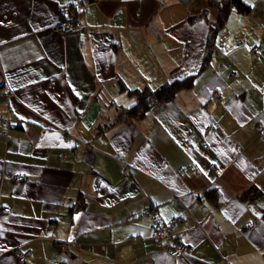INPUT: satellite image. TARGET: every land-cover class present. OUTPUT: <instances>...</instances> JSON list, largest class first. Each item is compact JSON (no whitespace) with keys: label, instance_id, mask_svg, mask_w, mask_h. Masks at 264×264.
Instances as JSON below:
<instances>
[{"label":"crops","instance_id":"crops-1","mask_svg":"<svg viewBox=\"0 0 264 264\" xmlns=\"http://www.w3.org/2000/svg\"><path fill=\"white\" fill-rule=\"evenodd\" d=\"M72 1L0 0V264H264V0L231 9L201 68L207 0H77L60 34ZM190 73L127 113L128 88ZM155 212L188 252L156 246Z\"/></svg>","mask_w":264,"mask_h":264},{"label":"trees","instance_id":"trees-1","mask_svg":"<svg viewBox=\"0 0 264 264\" xmlns=\"http://www.w3.org/2000/svg\"><path fill=\"white\" fill-rule=\"evenodd\" d=\"M207 2L217 8V15L215 23L209 26L206 33L204 51L199 64L200 68L209 61L216 32L225 22L231 9L244 12L247 11L250 6L249 3L244 0H207ZM203 13L204 10L198 15H202ZM195 18L196 15L188 16V19L190 20ZM193 76L194 74L190 73L180 77L170 78L153 87L144 85L140 88H128V92L135 96V100L127 106V113L129 115H140L155 103L171 98L177 90L189 86L193 81ZM215 191L214 188H208L204 190V194L207 195L210 192L214 193Z\"/></svg>","mask_w":264,"mask_h":264},{"label":"built area","instance_id":"built-area-1","mask_svg":"<svg viewBox=\"0 0 264 264\" xmlns=\"http://www.w3.org/2000/svg\"><path fill=\"white\" fill-rule=\"evenodd\" d=\"M80 2L77 0H74L70 3L65 4L61 10H60V16L59 18L52 24V27L58 31L60 34H65L72 29L75 28L77 25V18L76 15L78 11L80 10ZM250 50L252 52L257 51V45L252 44L250 47ZM108 66L105 65L104 69H107ZM231 75H235V71L231 72ZM8 89V90H7ZM7 92H11L9 88H7ZM0 124H3L4 126L11 125L9 120L7 118L0 116ZM257 132L259 134H264V125H260L257 128ZM69 134H65L64 138L67 139ZM72 137V136H71ZM127 164L123 167V170L127 169ZM179 171L188 170L190 172H196L197 165L195 162H189L187 164H183L178 166ZM26 178V175L24 173L18 174L15 176L14 179L16 180H24ZM4 209H7L4 207ZM180 216L174 215L167 219H162L158 216V214L154 213V218L151 223V229H152V238L156 246H164L166 250H168L169 254L172 256H179L182 253L188 252L191 249V244L175 238L173 241L168 240L169 237H171V230L176 225V223L179 221ZM29 250L27 248L19 250L17 252V260L20 264H25L27 256H28Z\"/></svg>","mask_w":264,"mask_h":264},{"label":"water","instance_id":"water-1","mask_svg":"<svg viewBox=\"0 0 264 264\" xmlns=\"http://www.w3.org/2000/svg\"><path fill=\"white\" fill-rule=\"evenodd\" d=\"M27 264V263H26Z\"/></svg>","mask_w":264,"mask_h":264}]
</instances>
